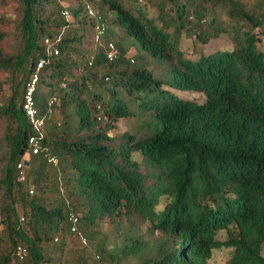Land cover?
Masks as SVG:
<instances>
[{
	"label": "trees",
	"instance_id": "1",
	"mask_svg": "<svg viewBox=\"0 0 264 264\" xmlns=\"http://www.w3.org/2000/svg\"><path fill=\"white\" fill-rule=\"evenodd\" d=\"M13 2L18 47L0 48V74L10 78L0 99V264H18L16 245L27 249L23 264H208L221 248L230 250L223 264H264V0ZM86 5L105 24L102 42L114 44L111 62L94 45ZM59 33L33 96L39 114L55 97L54 113L45 150L31 156L24 85L43 39ZM181 33L202 47L225 33L230 48L191 59ZM143 53L169 64V89L203 101L177 99L135 67ZM126 119L140 124L118 132Z\"/></svg>",
	"mask_w": 264,
	"mask_h": 264
},
{
	"label": "rangeland",
	"instance_id": "2",
	"mask_svg": "<svg viewBox=\"0 0 264 264\" xmlns=\"http://www.w3.org/2000/svg\"><path fill=\"white\" fill-rule=\"evenodd\" d=\"M133 1V0H129ZM146 16L152 19H156L157 12L151 4L146 5L145 7ZM15 5L13 0H6L3 3L2 8L0 9V31L5 34V38L0 41V48L5 54L16 53V49L18 47L17 39L11 34V21L16 17L15 16ZM172 27L169 26V31ZM117 35H120V32H117ZM179 38V48L184 52L186 57L191 59H195L200 54H206L210 52H214L217 50H228L230 48L229 38L225 33H221L218 38L213 39L206 46H200L198 44H193L190 38H186L183 33L180 34ZM124 45H127L126 42ZM135 55V51L129 48L127 52V57H133ZM135 67H145L147 71L152 75V77L156 80H159L163 83L164 88L173 92L177 99H189L193 100L197 103H201L203 101V97L200 94L191 93V92H178L172 91L168 88V85L171 81V73L170 66L166 62L154 60L150 58L147 54H142L137 56L135 60ZM11 77V76H10ZM10 93V78L8 74H0V99H3ZM142 119L145 117L142 115ZM137 124H140L139 120L136 119H126L120 120L117 122V131H130L133 127H136ZM102 231L106 234L109 230L108 226L102 225ZM1 230V226H0ZM144 230V228H143ZM145 239H148V236H144ZM106 245L108 251L113 245L112 238H107L103 241ZM92 250V248H91ZM230 250L229 249H213L211 251V257L208 260V264H223L229 257ZM96 254L95 251H91V255ZM262 256L264 257V249L262 250Z\"/></svg>",
	"mask_w": 264,
	"mask_h": 264
},
{
	"label": "built area",
	"instance_id": "3",
	"mask_svg": "<svg viewBox=\"0 0 264 264\" xmlns=\"http://www.w3.org/2000/svg\"><path fill=\"white\" fill-rule=\"evenodd\" d=\"M137 2L142 3L143 0H137ZM85 11L87 16L95 19V24L93 26L92 31V39L94 45L96 47H100L103 50L104 58L106 59V61L111 62L116 57V51L112 42H102V39L106 33L105 24L98 17L95 16L92 8L89 5L85 6ZM61 16L64 20L68 19V13L66 11H62ZM60 39L61 33L43 39L42 45L44 49V57L38 59L35 62L24 85V91L21 101V111L31 129V134L28 136L26 141V154L31 156L38 155L39 153L45 150V148L42 147L45 120L54 113L53 107L56 102L55 97H49L45 102L44 113L39 114L34 105L33 96L36 89V85L40 78L41 69L48 63L49 57L56 56L58 54L57 45L60 42ZM48 162H51L53 165H55L56 163L55 159L51 157L48 158ZM15 168L18 173V181H23V171L25 168L24 160H20L19 162H17ZM20 221H22V219H20ZM68 222L70 232L77 234L78 217L75 214L70 213L68 215ZM79 239L82 244H85L86 241L84 237L79 235ZM13 256L17 260L18 264H23L27 257L26 247L23 245H16L13 250Z\"/></svg>",
	"mask_w": 264,
	"mask_h": 264
}]
</instances>
